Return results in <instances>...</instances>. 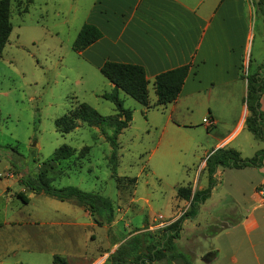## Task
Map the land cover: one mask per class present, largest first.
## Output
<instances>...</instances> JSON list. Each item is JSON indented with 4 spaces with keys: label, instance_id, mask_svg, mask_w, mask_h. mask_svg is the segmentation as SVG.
<instances>
[{
    "label": "rangeland",
    "instance_id": "374dc122",
    "mask_svg": "<svg viewBox=\"0 0 264 264\" xmlns=\"http://www.w3.org/2000/svg\"><path fill=\"white\" fill-rule=\"evenodd\" d=\"M89 2L9 0L11 30L0 56V172L6 166H12L19 175L30 177L37 169L47 166L42 161L49 158L58 145L67 144L76 150L88 145V151L78 160L70 157L54 163L47 172L49 176L55 175L56 170L64 168L67 163L69 167L49 183L56 187L73 185L97 191L111 199L114 210L118 198L108 164L110 145L105 138L111 132V126L100 127L78 121L73 129L59 132L53 123L55 117L79 101L88 103L101 114L114 112L113 103L102 96L111 89L107 79L71 48ZM246 5L251 8L252 38L246 47L249 64L246 67V61H243L241 73L246 69L252 71L264 61L260 3L259 0H246ZM118 96L122 106L130 109L131 119L117 134L115 173L136 178L130 196H127L130 184L123 185L119 195L123 201L122 210L116 211L120 217L116 225L126 233L132 227L141 226L147 213H160L166 217L178 185L206 184L205 172L200 171L198 164L203 157L202 145L208 141L207 131H211V127L206 130L202 122H197L195 113L190 115L186 124L170 123L166 121V108H146L121 90H118ZM183 143L189 145L185 147ZM258 176L251 169L220 167L214 176L217 189L205 200L197 219L199 229L194 228L193 231H215L234 222L245 207L249 209L252 205H255L251 209L254 215L258 218L264 215V202L259 203L258 199L250 197L253 182ZM259 196L264 198V194ZM11 198L10 206L20 204ZM37 198L32 196L26 205L25 210L30 214H35L40 206ZM211 211L221 213L218 215L221 220L211 222ZM189 224V221L184 223L182 234L191 232ZM6 228L0 227V233ZM37 230L30 227L31 233ZM2 237L0 264H56L52 255L61 256L60 248L49 239L36 241L34 238L32 248L27 250L23 248L22 237L14 240V246L12 239L9 242L7 237L5 240ZM262 239L264 237L253 238L255 243ZM198 241L207 246L215 243L216 239L198 237ZM37 242L40 248H37ZM197 250L201 251L199 245ZM229 255H224V263L234 264ZM193 259L192 264H217L223 257L218 255L208 261Z\"/></svg>",
    "mask_w": 264,
    "mask_h": 264
},
{
    "label": "crops",
    "instance_id": "0c3cea01",
    "mask_svg": "<svg viewBox=\"0 0 264 264\" xmlns=\"http://www.w3.org/2000/svg\"><path fill=\"white\" fill-rule=\"evenodd\" d=\"M250 9L246 0H90L83 22L94 24L101 34L76 53L97 69L106 59L141 65L147 80L148 105L143 106L166 108V121L170 123L186 124L192 113L196 114L197 122L207 116L211 120V131H207L209 138L202 145L203 157L198 164L200 171H204L205 156L218 146L234 148L241 157H249L258 149L264 148V138L255 136L243 124L247 112L244 102V74L248 69L241 73V66L244 60L246 67L249 64L246 47L252 38ZM185 63L188 64L187 73L176 97L164 104L153 105L154 75ZM107 83L111 88L112 83L108 80ZM258 101L259 108L264 111V90ZM204 128L208 129L205 125ZM182 145L186 147L189 143ZM86 146L87 150L81 156L76 155L79 148L76 150L73 147L74 153L70 157L77 160L83 157L88 151V145ZM45 160L42 162L47 164L44 168L47 174L59 160ZM65 167H69V163ZM220 167H216L214 176L219 173ZM64 168L59 167L55 175L47 176L51 180L64 173ZM224 168L256 171L259 176L253 182L254 189L250 192V197L258 199L259 203L264 202V198L258 194V190L264 187V155L259 165ZM111 173L118 203H115L113 210L112 201L108 197L112 213L110 219L105 221L73 197L59 199L44 191H33L25 187L21 182L24 177L12 166H6L0 172V227H7L0 233L2 240L7 237L10 242L12 239L14 246V240L22 237L25 243L23 248L28 250L32 248L34 238L36 241L49 239V242L60 248L59 252L67 264H111L107 259L108 253L123 240L122 235L128 236L136 231H131L134 228L132 227L122 233L116 225L120 219L116 211L122 210L123 202L119 198L120 191L124 188L123 185L130 184L127 194L130 196L135 180L133 183L120 181L117 186L115 177L128 175H117L115 171ZM214 183L209 194L198 204L195 215L181 221L178 237L173 239L175 250L182 254L178 261L180 264H192L191 258L208 261L221 255L223 259L217 264H225L224 255L229 253L234 264H264V239L256 243L253 240L254 237H264V215L258 218L252 213L251 209L255 205L249 209L245 207L243 213L234 222L224 225L225 227L221 226L209 233L193 231L194 228L199 229L200 222L197 219L205 200L217 189V183ZM205 185L193 182L189 185L190 192ZM17 192L25 196L26 200L17 196ZM32 196L38 197L40 205L35 214L25 210ZM11 197L20 204L10 206ZM170 204L166 217L160 213H147L138 230L156 231L174 220L186 209L188 199L178 196L175 189ZM209 214L211 222L221 220L218 217L221 213L211 211ZM187 221L190 222L189 230L192 233L182 234ZM124 226L128 224L124 223ZM30 227L38 228L37 232L31 233ZM198 237H212L216 241L205 246L198 241ZM36 245L40 248L38 242ZM198 245L201 251L197 250ZM165 262L162 257L150 264Z\"/></svg>",
    "mask_w": 264,
    "mask_h": 264
},
{
    "label": "trees",
    "instance_id": "16d2710c",
    "mask_svg": "<svg viewBox=\"0 0 264 264\" xmlns=\"http://www.w3.org/2000/svg\"><path fill=\"white\" fill-rule=\"evenodd\" d=\"M260 12L264 27V0H259ZM25 10V9H24ZM11 30L9 21V0H0V56L2 48L7 41ZM99 29L92 23L83 22L77 30L71 48L79 51L86 45L100 36ZM188 64H181L157 72L153 79V89L155 100L153 105L164 104L173 100L181 86L187 73ZM256 69H259L257 71ZM254 71H246V92L244 102L246 114L243 124L245 128L259 138H264V111L259 108V96L264 90V62L259 64ZM99 72L112 83L110 91L102 93L104 98L109 99L115 112L101 114L94 107L84 101L77 102L69 107L64 113L54 118V127L59 132H66L73 129L78 121L85 122L87 125L111 126V132L105 135L110 145L108 154V164L112 172L115 171L117 163V141L116 135L120 129L127 125L131 115L130 109L122 106V101L118 96V90H122L140 104L147 106V80L144 75L143 67L136 63L118 62L104 60L98 67ZM87 146H81L77 151V156H81ZM74 148L67 144H60L55 147L48 158L51 161H58L72 156ZM264 155V148L258 149L249 157H241L238 151L231 147L218 146L211 150L204 158L203 169L206 174L207 183L201 189L190 192L189 185H178L176 194L184 199H188V206L181 214L161 226L156 231L138 230L128 236L122 235L123 240L108 253L107 259L111 264H150L156 259L164 257L165 264H180L179 258L182 254L175 250L173 239L178 237L181 221L184 218H191L195 215L198 204L209 194L215 178L214 172L217 166L221 167H242L244 165H259ZM46 161V160H45ZM50 164L48 161H46ZM24 177V176H23ZM133 183L134 176H116V185L121 180ZM33 191H44L55 195L59 199L66 197L75 198L80 204L84 205L89 211L97 213L102 220L108 221L111 217L112 206L109 198L94 191L80 189L73 185L53 186L46 170L37 169L32 176L24 177L21 181ZM22 200L26 197L17 192ZM52 261L56 264H67L64 257L57 254L52 255Z\"/></svg>",
    "mask_w": 264,
    "mask_h": 264
},
{
    "label": "built area",
    "instance_id": "2783aa9c",
    "mask_svg": "<svg viewBox=\"0 0 264 264\" xmlns=\"http://www.w3.org/2000/svg\"><path fill=\"white\" fill-rule=\"evenodd\" d=\"M201 122L205 125V127H209L211 125V120L207 116L202 117L201 118ZM258 194L259 195H263L264 194V189L260 188L258 190Z\"/></svg>",
    "mask_w": 264,
    "mask_h": 264
}]
</instances>
